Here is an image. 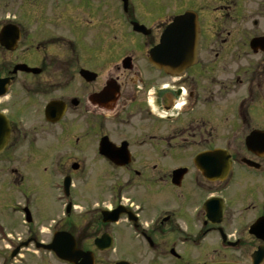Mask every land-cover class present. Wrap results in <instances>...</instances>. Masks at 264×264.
<instances>
[{"label":"flooded vegetation","instance_id":"1","mask_svg":"<svg viewBox=\"0 0 264 264\" xmlns=\"http://www.w3.org/2000/svg\"><path fill=\"white\" fill-rule=\"evenodd\" d=\"M19 8L0 19V187L52 180L59 204L44 223L24 206L0 264H264V0ZM187 13L196 61L155 68ZM55 236L69 262L39 246Z\"/></svg>","mask_w":264,"mask_h":264},{"label":"rangeland","instance_id":"2","mask_svg":"<svg viewBox=\"0 0 264 264\" xmlns=\"http://www.w3.org/2000/svg\"><path fill=\"white\" fill-rule=\"evenodd\" d=\"M21 1L22 0H0V19H3V17L8 14L12 15V13L18 15ZM107 6L112 7L115 6V4L108 2ZM166 11L168 14L169 12L173 13V10H170L169 6ZM41 177L44 180H47L46 175L42 174ZM51 181L47 180V183L53 184H50L47 187V184L37 187L35 181L33 184L36 185L21 192L7 190L0 187V229L4 234H10V238L15 240L21 237V234L25 231V227L22 226V220L20 218V213L24 206H30L37 209L39 220L43 223L51 219L52 215L58 213L57 204H59V202L58 197H56L58 194V192H56V186L58 184ZM20 193L22 194L21 196L19 195ZM46 226H43V228H46ZM2 246L3 244H0V247Z\"/></svg>","mask_w":264,"mask_h":264},{"label":"water","instance_id":"3","mask_svg":"<svg viewBox=\"0 0 264 264\" xmlns=\"http://www.w3.org/2000/svg\"><path fill=\"white\" fill-rule=\"evenodd\" d=\"M121 1L126 6V0ZM198 40V30L190 15L176 17L163 31L159 45L150 51V63L165 72L181 71L195 62Z\"/></svg>","mask_w":264,"mask_h":264}]
</instances>
